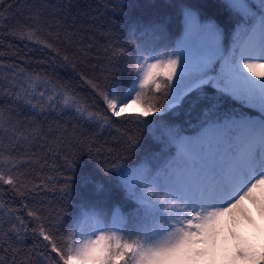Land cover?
I'll return each instance as SVG.
<instances>
[{"label":"snow or ice","instance_id":"obj_1","mask_svg":"<svg viewBox=\"0 0 264 264\" xmlns=\"http://www.w3.org/2000/svg\"><path fill=\"white\" fill-rule=\"evenodd\" d=\"M221 7L225 23L182 6L175 35L162 20L131 24L129 45L113 50L128 77L104 86L87 81L103 113L45 77L28 76L18 98L50 105L62 97L63 106L101 125L123 117L142 125L156 149L135 164L113 161L105 169L111 187L86 180L94 198L63 235L38 223L49 264H264V0H221ZM151 92L160 94L155 103ZM185 105L197 121L190 131L164 119ZM8 164L0 182L19 192L11 156ZM28 215L41 221L38 211Z\"/></svg>","mask_w":264,"mask_h":264},{"label":"trees","instance_id":"obj_2","mask_svg":"<svg viewBox=\"0 0 264 264\" xmlns=\"http://www.w3.org/2000/svg\"><path fill=\"white\" fill-rule=\"evenodd\" d=\"M185 5L202 18L226 22L221 0H7L0 9V168L7 172L11 156L22 183L17 192L0 182V264H49L47 242L34 231L38 223L63 235L73 215L94 198L86 180L111 187L105 169L113 161L135 164L156 152L154 138L144 127L123 117L101 125L78 116L74 106H63L62 97L50 105L18 98L28 87V76L45 77L90 111L103 113L104 103L87 81L104 86L114 78H127L126 65L113 50L129 45L130 25L162 20L178 34ZM29 31L35 33L31 39L24 34ZM159 97L149 93L152 103ZM164 119L189 131L197 122L187 105ZM68 177L71 187L66 194ZM29 210L38 211L41 221L30 217ZM12 224L22 228L19 234L10 231Z\"/></svg>","mask_w":264,"mask_h":264},{"label":"clouds","instance_id":"obj_3","mask_svg":"<svg viewBox=\"0 0 264 264\" xmlns=\"http://www.w3.org/2000/svg\"><path fill=\"white\" fill-rule=\"evenodd\" d=\"M74 264H82V262H74Z\"/></svg>","mask_w":264,"mask_h":264},{"label":"rangeland","instance_id":"obj_4","mask_svg":"<svg viewBox=\"0 0 264 264\" xmlns=\"http://www.w3.org/2000/svg\"><path fill=\"white\" fill-rule=\"evenodd\" d=\"M149 62H152V61H149ZM260 221H259V218H258V223H259Z\"/></svg>","mask_w":264,"mask_h":264}]
</instances>
